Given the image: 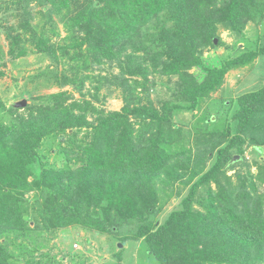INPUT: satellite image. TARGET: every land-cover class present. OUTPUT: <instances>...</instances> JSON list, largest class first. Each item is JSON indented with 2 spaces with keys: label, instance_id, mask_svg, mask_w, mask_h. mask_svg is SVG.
Wrapping results in <instances>:
<instances>
[{
  "label": "trees",
  "instance_id": "obj_1",
  "mask_svg": "<svg viewBox=\"0 0 264 264\" xmlns=\"http://www.w3.org/2000/svg\"><path fill=\"white\" fill-rule=\"evenodd\" d=\"M0 17L10 59L46 57L36 77L62 89L23 113L0 98V264H12L9 242L23 252L32 234L69 227L125 229L121 241L142 240L159 264H264V162L254 174L243 156L264 147V85L201 126L175 122L183 112L197 120L229 71L264 56L263 42L190 73L220 31L241 40L264 22V0H0ZM155 76L177 78L159 107ZM103 89L121 96L119 110L95 105ZM177 185L188 190L159 222V192L178 198Z\"/></svg>",
  "mask_w": 264,
  "mask_h": 264
},
{
  "label": "rangeland",
  "instance_id": "obj_2",
  "mask_svg": "<svg viewBox=\"0 0 264 264\" xmlns=\"http://www.w3.org/2000/svg\"><path fill=\"white\" fill-rule=\"evenodd\" d=\"M59 29L62 31L61 25H59ZM61 34L64 35L63 32ZM219 38L222 44L218 47L206 49L202 56L201 65L196 69L190 70V73L194 72L200 78L207 68L221 67L225 61L235 58L240 53L255 49L257 46L260 47L264 42V22L260 24L249 23L244 31V38L241 40L223 31H220ZM0 50V63L3 64L1 70L4 71V77L0 78V98L6 107L15 106L24 100L26 105L18 109L19 113H23V110L28 105L35 103L39 96L62 90L57 86L45 83L47 76L36 77L42 72H47L46 67L50 64V61L46 57L29 51L26 57L11 60L7 54L8 42L1 29ZM104 72L107 74L108 71L101 73L104 75ZM111 72L109 71L107 76ZM113 72L117 73V70L115 69ZM153 78L157 85L151 92L150 98L154 102V105L159 107L160 101L170 100L171 90L175 87L177 78L168 79L158 76ZM263 85L264 56L255 59L251 64L229 71L225 75L221 89L211 96L212 100L217 101L209 100V106L207 103H202V110L199 111L197 120L195 119L192 122L191 113L183 112L175 116V122L177 121L176 123L182 125L185 129L190 128V124L194 128L197 126L195 125L196 123H199V126H201L203 124L202 120L205 117L207 119L212 114L211 118H214L213 114L215 112H219L221 108H224L223 106H227L223 104L224 102H229L230 99L236 101L238 96L258 89ZM88 86H90L89 83L86 84L85 92L90 89ZM63 90L71 91V88L65 87ZM89 97L90 95H86V98ZM74 98H79L78 93H74ZM219 99H224L225 101ZM94 103L97 106L100 105L106 111H116L122 106L121 96H119L117 91L109 92L106 89L100 91L99 102L95 101ZM232 109L230 113L228 112V116L234 111L235 102H233ZM231 124L232 126L234 125L233 122ZM44 145L42 152L46 155L49 163H54L56 161L55 155L45 143ZM255 152L251 147H247L243 155L244 159L251 166H254L251 168V172L254 174L257 173V167L253 162H264V147L255 148ZM234 158L237 159V156ZM56 163L59 164L60 161ZM240 167L242 168L241 165H238L236 168L234 167V170L228 172L234 181L236 180L233 175L234 171L241 169ZM168 187L164 188L165 192L164 190L159 192V196L162 199H166L164 207L157 217L159 222H162L172 210L178 207V202L188 190V187L184 188L177 185L176 190L178 189L181 192V196L178 198L168 197V193L170 192ZM258 189V192L262 193L264 186L261 185ZM29 196H33V193H30ZM125 232L126 230L122 229L121 232L102 234L85 228L69 227L55 233L42 231L40 234H32L30 238L25 240L26 243L20 247L23 252H19L18 241L16 242V246L18 245L16 248L9 242L8 249L13 254L12 264H35L36 262L38 264H159L154 256L146 252V246L142 240L133 241L125 239L121 241V236Z\"/></svg>",
  "mask_w": 264,
  "mask_h": 264
},
{
  "label": "water",
  "instance_id": "obj_3",
  "mask_svg": "<svg viewBox=\"0 0 264 264\" xmlns=\"http://www.w3.org/2000/svg\"><path fill=\"white\" fill-rule=\"evenodd\" d=\"M216 43V40L214 41ZM26 105V102L23 100L22 102L15 105L17 108H23Z\"/></svg>",
  "mask_w": 264,
  "mask_h": 264
}]
</instances>
